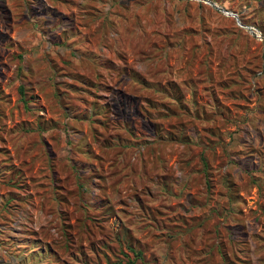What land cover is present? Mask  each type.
Returning <instances> with one entry per match:
<instances>
[{"label":"rangeland","instance_id":"1","mask_svg":"<svg viewBox=\"0 0 264 264\" xmlns=\"http://www.w3.org/2000/svg\"><path fill=\"white\" fill-rule=\"evenodd\" d=\"M209 1L264 36V0ZM128 262L264 264V41L203 1L0 0V264Z\"/></svg>","mask_w":264,"mask_h":264},{"label":"water","instance_id":"2","mask_svg":"<svg viewBox=\"0 0 264 264\" xmlns=\"http://www.w3.org/2000/svg\"><path fill=\"white\" fill-rule=\"evenodd\" d=\"M196 1H203V2H205V3H207V4L211 5V6L215 7L216 9H218L219 11H221L222 13H224V14L227 15V16L236 17L235 14L231 13L230 11L225 10V9L222 8V7H218L215 3H213V2H211V1H209V0H196ZM235 19H236V22H237L238 25H240L241 27H245V28L249 31V33H250L252 36L255 37L254 33L250 30V27H249V26H247V25H243V24L239 21V19H238L237 17H236ZM261 39L264 41V37H262Z\"/></svg>","mask_w":264,"mask_h":264},{"label":"built area","instance_id":"3","mask_svg":"<svg viewBox=\"0 0 264 264\" xmlns=\"http://www.w3.org/2000/svg\"><path fill=\"white\" fill-rule=\"evenodd\" d=\"M232 13V12H231ZM234 14V13H233ZM237 17V15H236ZM236 17H233V18H236ZM238 18V17H237ZM238 25V24H237ZM239 27H241L240 25H238ZM248 26V25H247ZM250 27V30L254 33L255 37L252 36L249 31L245 28V27H241L243 28L244 30H246L254 39H256L257 41H263L261 38L264 37L263 34L255 27L253 26H249Z\"/></svg>","mask_w":264,"mask_h":264},{"label":"trees","instance_id":"4","mask_svg":"<svg viewBox=\"0 0 264 264\" xmlns=\"http://www.w3.org/2000/svg\"><path fill=\"white\" fill-rule=\"evenodd\" d=\"M21 93H22V89H20ZM137 256H140V253H137ZM126 264H134L133 262H128Z\"/></svg>","mask_w":264,"mask_h":264}]
</instances>
